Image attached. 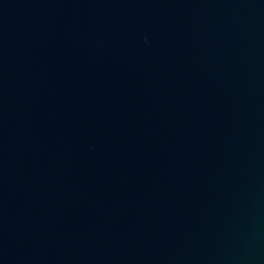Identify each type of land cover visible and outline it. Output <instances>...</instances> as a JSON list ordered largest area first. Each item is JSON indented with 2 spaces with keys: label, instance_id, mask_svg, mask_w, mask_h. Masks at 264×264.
Returning <instances> with one entry per match:
<instances>
[{
  "label": "water",
  "instance_id": "obj_1",
  "mask_svg": "<svg viewBox=\"0 0 264 264\" xmlns=\"http://www.w3.org/2000/svg\"><path fill=\"white\" fill-rule=\"evenodd\" d=\"M0 264H264V0H0Z\"/></svg>",
  "mask_w": 264,
  "mask_h": 264
}]
</instances>
